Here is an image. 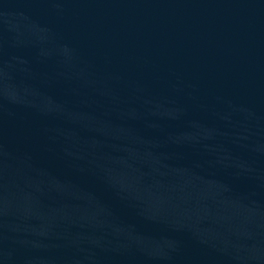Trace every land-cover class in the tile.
I'll list each match as a JSON object with an SVG mask.
<instances>
[{
	"label": "water",
	"instance_id": "95a60500",
	"mask_svg": "<svg viewBox=\"0 0 264 264\" xmlns=\"http://www.w3.org/2000/svg\"><path fill=\"white\" fill-rule=\"evenodd\" d=\"M0 264H264V0H0Z\"/></svg>",
	"mask_w": 264,
	"mask_h": 264
}]
</instances>
